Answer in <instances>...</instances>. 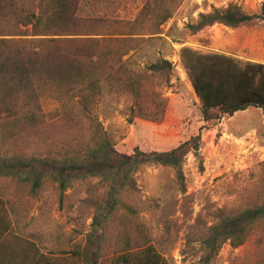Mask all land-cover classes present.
<instances>
[{
  "label": "trees",
  "instance_id": "16d2710c",
  "mask_svg": "<svg viewBox=\"0 0 264 264\" xmlns=\"http://www.w3.org/2000/svg\"><path fill=\"white\" fill-rule=\"evenodd\" d=\"M181 2L148 0L132 26L110 33L99 26L83 28L77 14L79 0H0V149H4L0 151V179L10 178L32 194L46 181L57 185L61 197L74 183L88 179H97L106 190L82 246L67 256L50 257L40 254L32 242L13 236L0 264H171L147 239L135 247L121 240L117 251L104 254V225L120 208L131 211L122 197L135 189L134 175L144 166L172 169L177 186L184 191L186 157L193 154L202 169L201 138L193 136L169 151L136 147L129 154L121 153L94 108L104 95L127 97L133 103L129 123L136 117L162 118L165 100L158 94L151 97L143 85L147 75L170 83L174 79L171 62L158 59L141 71L146 73H139L131 59L123 57L136 49L137 38L132 36L140 34L132 32L146 28L144 33L159 34L160 26ZM147 18L151 23L141 29L139 25ZM257 21H264V7L247 13L231 3L198 14L186 28L195 34L214 25L237 29ZM181 62L204 121L232 117L249 108L264 110L263 64L188 48L182 49ZM147 97L151 98L150 110ZM44 100L59 104L53 116L44 112ZM31 144L48 150L27 152ZM0 205L8 216L2 198ZM259 225L264 226V190L261 203L224 215L207 229L200 241L199 264H210L225 243L242 246ZM262 242L264 246V238ZM3 250L0 245V253Z\"/></svg>",
  "mask_w": 264,
  "mask_h": 264
},
{
  "label": "rangeland",
  "instance_id": "374dc122",
  "mask_svg": "<svg viewBox=\"0 0 264 264\" xmlns=\"http://www.w3.org/2000/svg\"><path fill=\"white\" fill-rule=\"evenodd\" d=\"M148 0H79L78 17L84 27L99 26L112 32L132 26ZM247 13L264 7V0H182L172 17L160 26L157 35L136 33V49L131 59L139 73L158 59L171 62L174 79L168 83L147 75L144 88L165 100L159 121L136 117L128 122L131 99L104 95L94 114L115 148L131 153L169 151L193 136L201 138L198 160L189 154L183 164L185 190L181 191L172 169L144 166L134 175L135 189L126 192L120 208L107 222L103 253L111 255L128 240L136 246L147 239L171 264H199L200 241L207 229L224 215H234L261 203L264 190V110L249 108L232 117L204 121L199 101L181 62L183 48L200 54L217 53L241 62L264 65V21L230 29L214 25L192 34L187 24L212 7L229 4ZM115 22H123L115 26ZM151 20L143 21L142 29ZM149 97V96H148ZM147 97L146 108L151 98ZM155 98V96H153ZM43 110L53 116L59 104L44 100ZM150 110V109H148ZM26 147L22 145L21 148ZM4 149H0L2 152ZM48 148L31 144L27 152L44 154ZM105 188L97 179L74 183L60 196L57 185L46 181L35 194L8 178L0 179V198L7 203L13 222V236L32 242L40 254L64 257L85 242L96 206L102 204ZM264 226L250 232L246 242L233 248L225 243L210 264H264ZM9 241V240H8Z\"/></svg>",
  "mask_w": 264,
  "mask_h": 264
},
{
  "label": "crops",
  "instance_id": "0c3cea01",
  "mask_svg": "<svg viewBox=\"0 0 264 264\" xmlns=\"http://www.w3.org/2000/svg\"><path fill=\"white\" fill-rule=\"evenodd\" d=\"M10 214H11V212L9 210V215L6 216L5 212L3 211L2 206L0 205V245H2L4 247V250L1 251L0 256L2 255V257L4 259H5V253H6V251H5L6 243L11 242V240H10L11 239V231L13 229V222H12V219L10 218V216H11ZM8 221H9V227L7 228ZM8 234H9V236H8Z\"/></svg>",
  "mask_w": 264,
  "mask_h": 264
}]
</instances>
